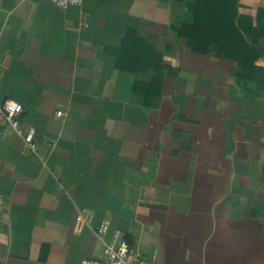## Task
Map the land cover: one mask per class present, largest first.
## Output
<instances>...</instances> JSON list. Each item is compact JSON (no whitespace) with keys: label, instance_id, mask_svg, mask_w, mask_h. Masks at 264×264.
I'll return each mask as SVG.
<instances>
[{"label":"crops","instance_id":"1","mask_svg":"<svg viewBox=\"0 0 264 264\" xmlns=\"http://www.w3.org/2000/svg\"><path fill=\"white\" fill-rule=\"evenodd\" d=\"M0 86V264H264V0H0Z\"/></svg>","mask_w":264,"mask_h":264},{"label":"built area","instance_id":"2","mask_svg":"<svg viewBox=\"0 0 264 264\" xmlns=\"http://www.w3.org/2000/svg\"><path fill=\"white\" fill-rule=\"evenodd\" d=\"M54 5L59 8L66 9L72 6H80L83 0H50ZM1 88V86H0ZM22 113V105L12 99L0 98V123L5 127L19 131L20 123L19 117ZM57 116L61 115V112L56 113ZM34 130L29 129L23 136L24 142L30 150H35L36 145L33 140ZM109 230V221H102L97 229L96 235L100 240H103ZM81 264H146L140 257H133L129 253L127 243L120 239L117 235L109 243H104L103 246V258L92 259L84 258Z\"/></svg>","mask_w":264,"mask_h":264}]
</instances>
